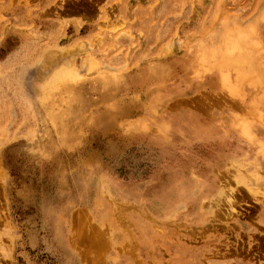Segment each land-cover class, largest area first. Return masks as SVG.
Wrapping results in <instances>:
<instances>
[{"label": "rangeland", "instance_id": "1", "mask_svg": "<svg viewBox=\"0 0 264 264\" xmlns=\"http://www.w3.org/2000/svg\"><path fill=\"white\" fill-rule=\"evenodd\" d=\"M0 264H264V0H0Z\"/></svg>", "mask_w": 264, "mask_h": 264}, {"label": "bare ground", "instance_id": "2", "mask_svg": "<svg viewBox=\"0 0 264 264\" xmlns=\"http://www.w3.org/2000/svg\"><path fill=\"white\" fill-rule=\"evenodd\" d=\"M237 42V41H236ZM72 69H74L73 68V66H72ZM72 74H73V72L70 70V69H64L63 71H59V72H56L51 78H50V80L52 81V83H54V82H57V81H60V80H62V79H67V78H70V77H72ZM46 81H47V79H46ZM45 82V81H44ZM57 84V83H56ZM44 85H46V84H44ZM47 85H48V83H47ZM55 85V84H54ZM243 136V135H242ZM245 137V136H244ZM173 193H177V189L175 188V190H174V192ZM218 199V198H217ZM166 201V200H165ZM232 201V200H231ZM219 202V201H218ZM233 202V201H232ZM235 203V202H234ZM233 204V203H232ZM216 208H217V205H214ZM154 208V207H153ZM154 210V209H153ZM155 212V211H154ZM218 213V212H217ZM216 214V213H215ZM176 226V225H175ZM178 226V225H177ZM180 227V226H179ZM87 236V235H86ZM97 239H98V237H97ZM97 239H96V241H97ZM95 241V242H96ZM100 241V240H99Z\"/></svg>", "mask_w": 264, "mask_h": 264}]
</instances>
